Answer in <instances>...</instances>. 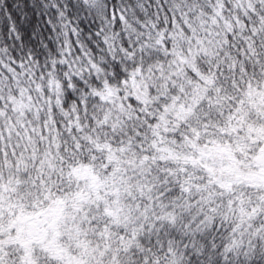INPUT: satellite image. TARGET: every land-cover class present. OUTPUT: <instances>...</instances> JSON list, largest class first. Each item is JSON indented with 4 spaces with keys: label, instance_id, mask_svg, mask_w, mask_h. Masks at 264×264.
<instances>
[{
    "label": "snow or ice",
    "instance_id": "obj_1",
    "mask_svg": "<svg viewBox=\"0 0 264 264\" xmlns=\"http://www.w3.org/2000/svg\"><path fill=\"white\" fill-rule=\"evenodd\" d=\"M0 264H264V0H0Z\"/></svg>",
    "mask_w": 264,
    "mask_h": 264
}]
</instances>
